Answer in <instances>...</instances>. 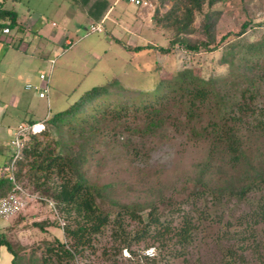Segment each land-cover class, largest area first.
<instances>
[{
  "label": "rangeland",
  "instance_id": "374dc122",
  "mask_svg": "<svg viewBox=\"0 0 264 264\" xmlns=\"http://www.w3.org/2000/svg\"><path fill=\"white\" fill-rule=\"evenodd\" d=\"M150 1L153 7L149 9L150 14L143 16V27L138 17L139 8L128 0H102L94 2L96 5L90 2L91 6L87 4L88 8L83 7V10L78 9V5L83 6L78 0L7 1L6 8L17 12V21L23 32L17 36L14 46H2V49L17 51V47L21 46L19 49L23 51L27 48V52L24 57L14 55V62L21 70L17 68L11 74H21V78L0 80V156L6 150L10 155L13 152V129L18 130L22 123L29 125L32 119L43 122L67 110L84 93L114 78L130 90L154 95L161 80L175 79L177 73L185 68H195L206 79L229 74V66L221 65V59L227 52L224 48L200 54L177 49L171 56L161 55L152 49L133 57L118 43L110 44L108 34H89L88 12L95 15L112 8L113 18L119 19L122 26L142 27L132 33V39L121 36L119 32L114 33L124 43L157 48L168 46L172 32L159 29L153 22V16L157 9L160 15H164L173 3L167 1L161 5L159 0ZM75 9L78 10L74 18ZM217 9L223 12L216 27L217 41L229 33L241 32L245 23L249 25L246 33L236 42L249 44L264 40V0H230ZM201 19L198 14L197 26ZM105 27L112 31L111 24L103 26L104 30ZM65 35L73 43L68 49L59 44ZM196 37L201 38V35ZM50 48L51 53H47L45 50ZM52 60L56 63L51 73ZM42 74L50 76L47 99H40L35 90L26 89L27 85H39ZM14 97L17 99L15 103ZM259 100L264 105V86ZM164 117L166 122L156 133L132 136L130 150L125 144L131 132L111 125L97 143L93 158L86 167L87 176L92 183L112 185L114 198L128 205L159 203L162 191L165 198H172L176 205L165 211L166 216L161 221L165 226L172 223L174 228L181 226L183 217L188 216L194 228L191 241L185 245L177 244V239L168 235V245L161 249L160 244L149 237L140 243L132 241L128 249L116 241L112 235L113 227L108 226L102 234L94 237L92 248H87L78 256L75 264H149L144 260L145 251L149 248H155L156 255L150 259H158L159 264H228V251L240 250L242 246L247 249L244 253L247 264H264L263 228L255 227L256 238L251 235V228H254L252 216L264 192L252 193L244 201L217 200L207 188H203L205 194L195 193L194 176L199 166L208 159L210 144L193 137L182 110L173 104L167 107ZM139 125L140 129L145 126L143 121ZM121 131H126L125 136L116 137ZM244 134L252 154L264 155V136L258 137L246 131ZM10 159L3 157L2 164ZM221 177L215 170L213 178ZM33 203L18 217L2 221L0 225L14 248L21 252L23 264H32L31 260L33 264L37 263L46 242L65 240L63 216L59 214L61 222L54 224L57 218L51 207ZM143 213L147 215L148 211ZM5 226H9L7 230ZM124 227L132 237L144 228L130 219H125Z\"/></svg>",
  "mask_w": 264,
  "mask_h": 264
},
{
  "label": "trees",
  "instance_id": "16d2710c",
  "mask_svg": "<svg viewBox=\"0 0 264 264\" xmlns=\"http://www.w3.org/2000/svg\"><path fill=\"white\" fill-rule=\"evenodd\" d=\"M167 1L173 3L171 9L164 15L157 9L153 22L159 29L172 32L168 46L131 45L115 38L113 41L133 57L152 49L171 56L177 49L200 54L224 48L227 52L221 65L229 66V74L206 79L195 68H185L175 79L161 80L154 95L130 90L114 78L87 91L63 112L43 122L32 119L28 126L43 124L45 129L38 133L28 130L22 136L19 158L15 160L13 155L2 168L0 201L18 193V185L35 196L36 202L51 207L57 218L54 224L61 222L59 214L63 216L65 240L46 242L34 264H75L78 256L92 248L94 237L108 226L113 227L116 241L128 249L132 241L140 243L149 237L159 243L161 249L167 247L168 235L177 239V244L191 241L194 228L188 216L183 217L181 226L174 228L172 223L165 226L161 221L166 216L165 211L176 205L172 198H165L162 191L159 203L124 204L114 198L112 185L92 183L86 171L99 139L111 125L131 132L125 144L130 150L132 136L152 135L163 127L165 111L171 104L182 110L193 137L210 144L208 159L194 176L195 193L205 194L203 188H207L217 200L244 201L252 193L264 192V155L252 154L244 134L246 131L264 136V105L259 100L264 86V40L249 44L236 42L246 33L249 25L245 23L241 32L229 33L217 41L216 27L223 15L217 8L230 0H159L161 5ZM105 13L94 15L90 11L94 25H98L97 21L100 23ZM198 14L202 17L199 26ZM17 18L14 10L5 9L0 2L1 29L18 27ZM198 35L201 38H197ZM141 121L145 125L142 129L139 128ZM126 131L116 137L122 138ZM215 170L221 178H213ZM146 210L147 215L143 213ZM252 218L251 235L256 238L255 227H262L264 231V196ZM125 219L137 221L144 228L132 237L124 227ZM1 246H6L14 256L13 264H23L21 252L3 232H0ZM245 251L244 246L240 250H229L228 264H247ZM144 260L159 264L158 259L144 256Z\"/></svg>",
  "mask_w": 264,
  "mask_h": 264
},
{
  "label": "crops",
  "instance_id": "0c3cea01",
  "mask_svg": "<svg viewBox=\"0 0 264 264\" xmlns=\"http://www.w3.org/2000/svg\"><path fill=\"white\" fill-rule=\"evenodd\" d=\"M7 1L8 0H0V2L3 4V6H4L5 9H7L6 8ZM12 1H16V0H12ZM78 1L83 2V6L78 5V9L83 10V7L84 8L85 7L88 8V6H91L92 3L97 2V1H98L97 3H99L102 0H78ZM90 2H92V3H90ZM87 4H88V6H87ZM94 5H96V3H94ZM78 9H75V12L72 11V12H74L73 13L74 14L73 15L74 18L77 15L76 14V10H78ZM8 10H11V9H8ZM113 14H114V10L112 8L108 9V11H106V13H105L104 17L102 18V20L100 21V23H97L98 25H101V26L102 25L105 26L106 24H111L112 31H108L106 29V27H105V33L108 34V37L110 39V44H112L114 42L113 41L114 38L117 39V40H121L120 39L121 37H118V36H116L114 34L116 32L121 33V36L129 37V39L134 38V36L132 35V33H134L136 31L142 29V27L144 25L143 24L144 23V17L143 16H145V15L147 16L148 14H150V12H149V10H142V9L139 8L138 17L142 21V27L140 29H133L131 27L126 28L125 26H122L123 24L121 23V21L119 19L113 18ZM86 17L88 18L87 20H88V24H90L89 26L95 24L94 23V20L91 18L90 11L88 12V15ZM24 31H26V29H24ZM20 32H23V30H21L19 26L16 27V28H14V29H11V34H9V35L4 34L3 33V29L0 28V56L2 55L1 58H0V80L2 78H6V77L17 79V76H19V78H21V76H20L21 74L20 75H17V74L16 75L15 74L12 75L11 74V71L16 72L17 71V68L19 70H21V67L19 68L18 65H16V63L14 62V59H15L14 58V55L20 54L21 57L22 56L24 57L26 55L27 48H25V50H23V51H21L19 49L21 46L17 47V49H18L17 51H14V50L13 51H11V50H5L4 51L2 49V46H14V42H15V40H16V38H17V36L19 35ZM110 32H111V34H110ZM70 43H72L71 40L69 39V37H67L65 35L64 37L61 38L59 44L65 47V46L71 45ZM2 50H3V53L1 52ZM45 51L47 53H51L52 49L51 48H50V50L49 49H46ZM8 57H10V58H8ZM6 58H8V60H7V62H4V61H6ZM98 58H100V57H98ZM16 100H17L16 97H14L13 98V102L15 103ZM15 132H17V130L16 129H13L12 133L13 134H16ZM12 153H14V151ZM12 153L10 155V153L6 150V151H4L2 153L3 156H0V176L3 173L2 169H1V166L3 165V167H4L7 164V162H5L4 164H2L3 157L10 158L13 155ZM33 202H36V200L31 201L29 203V205L30 204H34ZM29 205H27V207ZM25 210H27V209H25ZM1 222L2 221H0V225H2ZM8 227L9 226H5L6 230L8 229ZM0 232H3L4 233V228L2 229L1 226H0ZM13 260H14V256L10 253V251L8 250V248L6 246H1L0 247V264H13Z\"/></svg>",
  "mask_w": 264,
  "mask_h": 264
},
{
  "label": "built area",
  "instance_id": "2783aa9c",
  "mask_svg": "<svg viewBox=\"0 0 264 264\" xmlns=\"http://www.w3.org/2000/svg\"><path fill=\"white\" fill-rule=\"evenodd\" d=\"M131 4H134L138 8L142 10H149L153 7V4L150 0H128ZM105 30L103 26L101 25H91L89 33H104ZM3 33L6 35L11 34V30L9 28H5L3 30ZM71 44V43H70ZM55 60L51 61V73L55 65ZM50 73V76H51ZM49 76V77H50ZM48 76L42 74L39 77V85H27V90H35L39 96L40 99H47L48 95L50 93V87L49 82L50 78ZM45 127L43 124H35L33 126H20L15 134L14 140L11 141V146L13 148V155L15 160H17L20 156L21 148L23 147L22 144V136L24 133L28 130H31L33 133H38L44 130ZM12 155V156H13ZM16 189L18 190V193L12 194L7 198H4L0 201V221L9 220L15 216H17L22 210H24L27 205L31 201L36 200L37 198L35 196H32L28 194L24 189H22L20 186L17 185ZM50 206H53L52 203H50ZM156 252L155 248H149L145 251V257L147 258H153L155 257Z\"/></svg>",
  "mask_w": 264,
  "mask_h": 264
}]
</instances>
